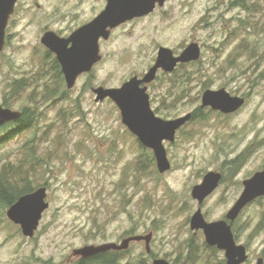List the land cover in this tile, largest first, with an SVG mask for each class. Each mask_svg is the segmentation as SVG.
Masks as SVG:
<instances>
[{
    "label": "rangeland",
    "instance_id": "rangeland-1",
    "mask_svg": "<svg viewBox=\"0 0 264 264\" xmlns=\"http://www.w3.org/2000/svg\"><path fill=\"white\" fill-rule=\"evenodd\" d=\"M105 5L106 0H21L9 22L0 55V103L5 105L16 80H30L19 95L9 94L6 107L22 111L32 104L37 119L19 135L5 137L14 126L0 129V168L32 152L25 169L33 190L47 186L50 207L29 238L0 206V264H74L81 258L76 249L149 234V250L145 240L132 241L123 250V264H152L155 258L205 264L210 251L201 250L204 256L195 263L186 260L189 243L204 242L203 232L190 228L200 206L191 196L193 186L211 170L226 176L201 205L208 221L220 220L241 194L243 180L264 169V0H167L102 39V60L74 88L65 85L64 98L44 101V84L54 85L55 75L40 33L64 22L73 29ZM192 41L201 44L202 57L188 68L195 72L189 95H171L170 80L159 71L149 86L155 112L168 119L201 108L203 82L245 96L246 104L231 114L203 108L209 113L205 121L187 124L174 142L165 141L171 169L160 173L154 163L141 174L137 137L123 124L117 105L111 99L97 102L92 89L140 77L160 46L179 54ZM243 152V163L231 175L226 165ZM233 225L238 241L250 250L246 264H254L264 256V197L249 204ZM223 259L221 251L210 264Z\"/></svg>",
    "mask_w": 264,
    "mask_h": 264
},
{
    "label": "water",
    "instance_id": "water-1",
    "mask_svg": "<svg viewBox=\"0 0 264 264\" xmlns=\"http://www.w3.org/2000/svg\"><path fill=\"white\" fill-rule=\"evenodd\" d=\"M17 1L0 0V55L6 45V30L15 12ZM166 1L106 0L105 8L95 18L76 29L68 37H62L51 31L43 34L41 42L56 54L62 66L67 88H74L80 75L90 72L95 64L101 61L103 55L100 40H108L113 28L151 14L157 6H163ZM201 57L202 47L197 41L190 42L179 54H175L169 47L160 46L154 64L143 77L134 75L119 87L99 85L92 89L97 102L111 99L117 105L123 124L145 148L153 151L160 173H165L172 167L165 141L174 142L179 129L192 120L193 113L169 119L157 115L151 104L148 84L155 81L160 70L171 73L179 64L197 62ZM246 101L245 96L233 95L225 88H208L202 93L201 108L231 114L240 110ZM22 116V111L13 110L0 103V128L19 121ZM222 180V172L211 170L204 174L200 183L193 186L191 196L200 206L190 218V228L195 231L202 230L208 245L225 251V264H242L248 260L249 255L245 245L237 243L232 225L249 204L264 197V169L256 171L243 180V190L224 219L208 221L201 205L220 186ZM49 207L47 186H40L21 195L8 207L6 214L10 221L20 226L24 236L31 238L35 236ZM142 240H145L149 250L150 234L128 237L121 244L86 245L76 249L74 253L81 258H87L108 251L126 250L132 241ZM152 264L176 263L165 258H155ZM256 264H264V259L259 258Z\"/></svg>",
    "mask_w": 264,
    "mask_h": 264
},
{
    "label": "trees",
    "instance_id": "trees-1",
    "mask_svg": "<svg viewBox=\"0 0 264 264\" xmlns=\"http://www.w3.org/2000/svg\"><path fill=\"white\" fill-rule=\"evenodd\" d=\"M55 59V57H54ZM200 61V60H199ZM197 62H192L188 64H182L180 67L175 69V71L171 73H165V76L169 78L170 82V91L169 93L174 96L181 95L184 93V95H189V90L191 89L192 85V74H195L194 71H191L189 66H192ZM53 70V73L55 75L54 77V85H48L47 83L44 84V91L42 92V97L44 101L49 100H56L59 98H64L66 93H68V90L64 89L66 83L63 76L62 69L60 65H58L57 60L55 59V62L53 65L50 66ZM185 71L186 74L183 77L181 73ZM187 78V79H186ZM30 86V80L27 79H20L16 80L13 84L10 85V95L16 96L19 95L20 92L26 87ZM53 86V87H49ZM210 88V85H207L206 82H203V86L201 87V92L205 89ZM176 93V94H175ZM198 93V95H199ZM5 98V107L9 106L8 103V96ZM197 95V96H198ZM196 96V97H197ZM199 97V96H198ZM32 105V104H31ZM31 105H27L24 109H22L23 116L22 118L17 122L13 124H8L0 129H7L11 126H14L13 129L9 130L4 136L9 137L10 135H19L24 132H28L31 129L34 128L36 117L35 113L37 110H35L34 107ZM159 109V108H158ZM157 109V110H158ZM210 112H214L210 109ZM192 120L189 123L192 122H203L205 119L209 116V113L206 114L205 111L202 110V108L197 107L194 109ZM188 123V124H189ZM1 139V138H0ZM6 140L8 138H5ZM28 145V144H27ZM142 152L138 159V166L141 174L147 175V172L151 171V165H154L155 157L152 150L145 148L141 145ZM246 152V151H245ZM245 152H243L241 155H239L237 158L231 160L226 165V168L228 169L229 173L231 175H235L237 171L239 170V167L243 163L245 159ZM33 153L29 152L27 155L24 156V159L19 161L18 163H7L4 166L0 168V206H2L4 209H7L10 205L16 202V200L23 194L29 193L33 191L35 186H32L31 179L28 177L29 170L25 169V165L27 163H30L33 160ZM226 176L223 179V182L226 180ZM42 184V183H41ZM39 184V185H41ZM234 232L236 238L239 237L238 230L236 227H234ZM204 246L207 249H211L206 245V243H203ZM188 254L186 257V260L192 263H195L196 260H200V256L203 255L199 251V247L197 244L193 242V240L189 243L188 246ZM122 251H108L105 253H100L95 256L87 257V258H80L77 262L74 264H123L121 262L122 259ZM204 256V255H203ZM205 257V264H210L211 261L215 262L216 254L214 252H210L208 256ZM202 259V258H201ZM220 264H225V260H220Z\"/></svg>",
    "mask_w": 264,
    "mask_h": 264
},
{
    "label": "flooded vegetation",
    "instance_id": "flooded-vegetation-1",
    "mask_svg": "<svg viewBox=\"0 0 264 264\" xmlns=\"http://www.w3.org/2000/svg\"><path fill=\"white\" fill-rule=\"evenodd\" d=\"M20 1L21 0H18L17 1V3H16V7H15V12L13 13V15L11 16V18H13V16L17 13V11H18V6H19V4H20ZM143 17H145V16H143ZM11 18H10V20H11ZM139 18H141V17H139ZM91 21V20H90ZM10 22V21H9ZM89 21H85L84 23H82V24H79L77 27H75V28H73V29H70V27L68 26V25H66V22H64L63 24H58V26L57 27H53V28H50V27H45L43 30H42V32L40 33V34H46L47 32H49V31H51V32H54L55 34H58V35H60V36H62V37H68L70 34H72L76 29H78L79 27H81V26H83V25H85L86 23H88ZM56 23H59L57 20H55L54 21V24H56ZM8 26H9V24H8ZM119 27V26H118ZM118 27H116V28H113L112 30H111V35L113 34V31L115 30V29H117ZM8 28V27H7ZM6 34H7V30H6ZM42 38V37H41ZM41 38H40V42H41ZM102 40V39H101ZM101 40H100V42H101ZM104 40V39H103ZM41 45H42V47H43V50H44V55H45V57H46V64L47 65H53V63L55 62V59L57 60V62H58V65H60V67H61V69H62V66H61V64H60V62L58 61V59H57V56H56V54L54 53V52H52L50 49H48L44 44H42V42H41ZM100 48H101V45H100ZM54 57H55V59H54ZM102 60V59H101ZM100 62V61H99ZM98 62V63H99ZM97 63V64H98ZM180 65H182V64H179L178 66H177V68L178 67H180ZM95 66H96V64H95ZM94 66V67H95ZM93 67V68H94ZM176 68V69H177ZM160 71H162V70H160ZM163 72V71H162ZM145 74V73H144ZM143 74V75H144ZM159 74V73H158ZM143 75L142 76H140V77H143ZM64 76V75H63ZM81 76V75H80ZM65 79V78H64ZM157 79V78H156ZM155 79V80H156ZM154 82V81H153ZM152 82V83H153ZM152 83H150V84H148V87L152 84ZM148 91H149V89H148ZM158 115V114H157ZM176 118V117H175ZM166 119V118H165ZM169 119V118H168ZM18 121H15V122H12V123H9L10 125L11 124H13V123H17ZM188 124V123H187ZM186 124V125H187ZM185 127V125L181 128V129H179V131L180 130H182L183 128ZM178 131V132H179ZM177 132V133H178ZM138 139V138H137ZM139 141V140H138ZM139 143H140V141H139ZM141 144V143H140ZM142 145V144H141ZM156 162V161H155ZM223 174V173H222ZM224 177H225V175L223 174V179H224ZM222 182H223V180H222ZM221 182V183H222ZM260 198H263V197H260ZM232 229H233V232L235 231L234 230V225H232ZM199 231H201V232H203L202 230H199ZM203 234H204V232H203ZM234 235H235V232H234ZM204 236V242L203 243H206V245L208 246V247H210L211 249H207L205 246H204V244L202 243V244H197L198 245V247H199V252L202 254V251L201 250H205L206 252L207 251H210V252H214L216 255H217V253H219V252H223L224 253V260H225V262H226V258H225V251L224 250H220L218 247H216V246H210V245H208L207 244V242H206V239H205V235H203ZM235 238H236V236H235ZM236 241H237V243H240L239 241H238V239L236 238ZM240 244H243V243H240ZM243 245H245V244H243ZM245 247H246V249H247V253H248V255H249V258H248V260L245 262V263H242V264H246L249 260H250V250H249V248H248V246L247 245H245ZM259 258H263L264 259V256H262V255H259L257 258H256V261H255V263L254 264H256L257 263V261H258V259Z\"/></svg>",
    "mask_w": 264,
    "mask_h": 264
},
{
    "label": "bare ground",
    "instance_id": "bare-ground-1",
    "mask_svg": "<svg viewBox=\"0 0 264 264\" xmlns=\"http://www.w3.org/2000/svg\"><path fill=\"white\" fill-rule=\"evenodd\" d=\"M196 232V231H195Z\"/></svg>",
    "mask_w": 264,
    "mask_h": 264
}]
</instances>
